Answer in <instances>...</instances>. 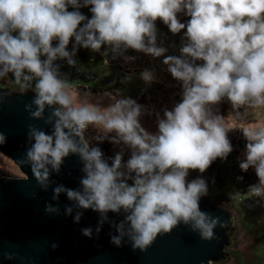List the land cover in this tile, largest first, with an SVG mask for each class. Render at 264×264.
<instances>
[{
    "label": "clouds",
    "instance_id": "obj_1",
    "mask_svg": "<svg viewBox=\"0 0 264 264\" xmlns=\"http://www.w3.org/2000/svg\"><path fill=\"white\" fill-rule=\"evenodd\" d=\"M69 4L78 7L77 0H0V76L12 72L19 83L26 70L39 78L35 117L41 116L45 103L64 108L54 113L59 120L53 135L33 132L35 143L28 157L36 178L41 182L47 178V169L43 177L40 172L46 163L58 168L64 157L78 151L86 161L83 191L58 187L56 194L67 191L69 199L85 209H123L135 233L134 247L145 249L157 234L170 232L180 221H194L202 238L211 240L217 221H209L198 203L206 191L204 182H186L185 177L190 169L203 172L217 157L232 151L221 118L211 117L207 105L223 97L234 107L250 101L264 104V0H84L91 18L69 11ZM179 13L188 17L186 23L178 19ZM157 21L173 34L186 29L188 43L181 53L191 57V61L176 56L164 59L172 77L182 81L183 97L165 112L158 134L149 135L140 126V106L130 98L102 112L91 106H69L66 84L50 65L57 56L69 57L66 48L71 38L93 51L102 45L113 50L123 46L159 57L165 49L154 46ZM53 40L58 41L55 47ZM197 60L202 63L196 64ZM142 76L151 79L148 72ZM89 124L115 131L136 149L126 165L136 174L133 185L121 180L119 156L109 166L98 149H78L64 131L67 128L80 135ZM244 134L248 139L246 161L240 167L253 166L259 185L264 186V125L245 129ZM253 191L259 194L260 187ZM84 235H90V230H84ZM113 240L119 244L118 238Z\"/></svg>",
    "mask_w": 264,
    "mask_h": 264
},
{
    "label": "water",
    "instance_id": "obj_2",
    "mask_svg": "<svg viewBox=\"0 0 264 264\" xmlns=\"http://www.w3.org/2000/svg\"><path fill=\"white\" fill-rule=\"evenodd\" d=\"M35 99V92L12 93L0 87V151L25 175L0 176V264H211L224 258L234 231L232 217L204 194L199 198V211L209 221H217L211 240L202 238L194 221H180L170 232L157 234L142 250L134 247L135 233L123 209H85L69 199L67 191L56 194L58 187L83 191L86 161L78 151L64 157L58 168L46 163L40 172L43 177L47 169V178L38 180L28 157L35 143L33 132L53 135L59 120L54 113L61 109L56 103H45L41 116L35 117L33 113L39 110ZM64 131L78 149L89 151L79 135L67 128ZM86 229L90 235H84Z\"/></svg>",
    "mask_w": 264,
    "mask_h": 264
},
{
    "label": "rangeland",
    "instance_id": "obj_3",
    "mask_svg": "<svg viewBox=\"0 0 264 264\" xmlns=\"http://www.w3.org/2000/svg\"><path fill=\"white\" fill-rule=\"evenodd\" d=\"M78 7L69 4V11H80L91 18L89 7L84 0H77ZM178 19L186 23L188 17L178 14ZM86 23V21L84 22ZM185 30L173 34L161 21L156 22L155 47L165 49L157 57L143 51H136L121 46L113 50L110 45H102L99 51H92L93 58L87 64H69L64 58L57 56L51 62V69L57 78L65 82L64 92L70 98V107L91 106L103 111L121 99H132L140 106L138 117L140 126L149 135L158 134V123L165 119V112L171 111L183 97L182 81L176 80L164 63L165 57H184L181 48L188 43ZM56 40H53L54 44ZM41 56V60H46ZM201 64L202 61H195ZM3 65H0V71ZM151 74L150 80L143 79L142 74ZM30 80H24V76ZM38 77L26 70L19 83L12 72L0 76V87L9 89L12 93L35 92ZM62 111L64 108L56 104ZM211 117H220L225 128L227 139L232 151L224 157H217L203 172L189 170L186 182L202 180L206 191L203 193L210 201L224 208L232 217L234 231L230 244L224 249V258L211 264H264V186L259 185L255 168L247 170L240 165L246 161V145L248 139L245 129L264 125V104L254 105L251 101L234 107L227 97L218 103L206 106ZM92 128L108 139L110 150L102 158L111 166L117 156L120 157L122 173L121 180L133 185L135 173L127 168V161L136 149L123 142L115 131L106 130L102 125L89 124L81 132ZM87 137H85V135ZM80 133V138L92 151L89 144L90 136ZM0 176L23 178L25 175L19 167L0 151ZM260 187L259 194L253 189Z\"/></svg>",
    "mask_w": 264,
    "mask_h": 264
},
{
    "label": "trees",
    "instance_id": "obj_4",
    "mask_svg": "<svg viewBox=\"0 0 264 264\" xmlns=\"http://www.w3.org/2000/svg\"><path fill=\"white\" fill-rule=\"evenodd\" d=\"M57 44H58V41H56L53 44V47L57 46ZM66 51L69 52V57H64V59L67 61L71 59L74 61V63L87 64L93 58L92 51L89 48H84L82 47V45L76 44L74 37L70 39V42L66 48ZM87 132H88V135L90 136L89 144L91 148L98 149L102 153V158L107 156L110 150V143L108 139H105L104 137H102L101 134H98V132L92 128H88ZM87 132H83V131L81 132L80 130V133L82 134L87 133ZM85 137H87V135H85Z\"/></svg>",
    "mask_w": 264,
    "mask_h": 264
},
{
    "label": "built area",
    "instance_id": "obj_5",
    "mask_svg": "<svg viewBox=\"0 0 264 264\" xmlns=\"http://www.w3.org/2000/svg\"><path fill=\"white\" fill-rule=\"evenodd\" d=\"M83 26V23L81 24V27Z\"/></svg>",
    "mask_w": 264,
    "mask_h": 264
}]
</instances>
